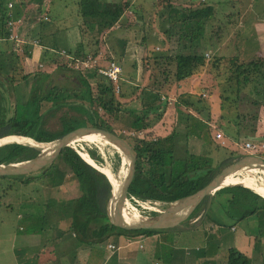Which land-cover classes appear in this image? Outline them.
I'll return each mask as SVG.
<instances>
[{
	"label": "rangeland",
	"instance_id": "1",
	"mask_svg": "<svg viewBox=\"0 0 264 264\" xmlns=\"http://www.w3.org/2000/svg\"><path fill=\"white\" fill-rule=\"evenodd\" d=\"M8 1L5 0L3 3L6 15L15 12L17 9V17L20 18L7 22L12 30V37L16 36V40H13L12 44L9 43L7 46L9 48H5V44L2 46L1 42L3 40L0 39V67L3 68L6 75L3 78L1 75L3 71L0 72V93L4 98V100L0 98V109L3 107L2 113L5 118L13 114L18 92L24 93L25 98L33 94V78L36 76L33 75L34 73L42 75L40 80L44 84L41 85V94L44 93L45 89L55 86L65 89L68 93L75 90L80 91V89H83L80 79L86 78L92 93L95 95L100 88L98 84L106 83L108 80L104 78L105 81L96 74V76H92L93 69L114 58L122 68V75L118 81H109L114 88V102H119L118 112L111 119V115L104 113L102 109L98 108L96 111L104 115L107 125L115 132L123 135L128 142L136 143L137 140L167 135L173 129L178 134L188 132V127H184L187 124L186 121L179 117L181 115L177 113L175 107L176 104H179L180 99L189 98L192 102L191 105L187 108L180 105V111L192 115L191 123L199 122L203 136H206V139L191 135L186 144L179 143L177 145L176 157H180V153H185L188 148L189 153L202 154L211 158L215 167L226 160L235 159L238 154H256L263 157L264 109L245 106V103L249 102L250 99H254L255 96L241 93L238 96L239 100H237L235 92L237 79L231 77L234 66H232L230 60L236 58L238 64H245L253 57H264V0H126L132 6V8L125 9L123 13L125 23L129 24V27L121 32L116 29L119 26L117 22L112 29L100 33L96 27L90 29L85 25V22L83 23L78 13V0H16L17 3H8ZM201 2L213 5L215 12L204 26L201 38L199 37L193 41V49H183V51L204 55L205 65L189 77L188 83L183 84L179 91L175 90V93L169 89L167 90V88L176 85L173 64H169L162 57L157 58L156 61L151 57L165 53L175 55L177 51L182 50L178 42L179 33L173 34L171 39H168L167 34L162 33L161 27L169 26H164L169 16V6H189ZM10 3L11 5H9ZM7 6L13 9L9 10ZM151 11L153 13L149 19L150 25H148L147 20L146 23H143L140 17L147 16V12ZM87 20L92 21V19ZM61 26L68 28L69 33L72 34L69 44L70 51L54 50L51 62L42 55L43 61H41V58L35 61L34 67L37 66V70L26 71V73L25 69L22 68V64L29 55H32L31 47H37L38 39H27L29 37L26 38L25 36L30 34L45 35L50 30ZM1 27L0 35L2 34ZM177 28L178 25H176ZM74 35L75 38L73 39ZM77 35L84 43H90L89 47H85V51L81 56L73 54L76 50ZM158 38L159 42L153 43V39L158 40ZM119 39L128 40L132 44L131 58L128 61H120L119 49L122 48V45H119ZM96 41L99 43H96ZM162 42L165 44H162ZM96 49L98 53H92ZM1 61H4V63ZM6 62L10 63L9 71H7L8 63ZM47 74L51 75L47 76ZM23 75H28L29 81L27 84H25L26 82L20 83ZM130 78L132 79L130 80ZM121 82L125 83L122 84ZM150 92L159 96V99L145 94ZM126 95L128 97L124 99ZM73 97L74 95L67 96L66 99H60L57 103L46 102L44 109H48L44 114L47 117V125L51 129L57 130L60 128V122L53 119L52 116L58 118L60 115H64L63 117L67 119V122L85 119L81 106L80 108L76 107V104H80L82 101L74 100ZM248 108L249 111H247ZM93 109H95V106H93ZM20 111L21 108L18 106L17 112ZM247 112H252L258 117V120H255L257 124H253V115L248 117ZM136 116L142 117L149 124V127L145 130L133 128L131 124ZM240 120H243L242 126ZM253 125L256 132L254 135L252 133L251 136H248L247 134H250L249 130ZM130 127H132V130ZM216 128L221 131L222 137L217 138L215 136ZM192 130L198 131V128ZM202 142L204 145L201 146ZM246 142L255 145V147L253 149L247 148L245 146ZM2 144L6 143L3 142ZM71 147L92 162L93 160L87 153L88 151L100 155L102 164L95 163L100 168L97 169L106 176L109 174L112 177H119L121 182L124 166L121 162L117 168L114 165V160L119 151L110 142L102 139H77L71 143ZM257 149L258 151H254ZM57 164L59 168L57 167L56 173L63 172L66 176L65 182L67 185L65 189H59L58 186L47 182L46 177L42 181L39 177L38 180L28 185L0 177V264H15L16 262L18 251L12 247L13 234L11 235L10 229L16 227L17 211L21 210L20 204H22L24 212L27 211L29 204L30 207L35 209V212L38 206L39 211L37 212L42 214L48 199L51 200V203L52 201H67L76 198L80 194L78 183L73 179L66 165L60 161ZM34 173L36 175L40 174L39 171ZM56 173L55 177L58 176ZM263 175L261 169L246 168L240 169L233 177L244 180L249 179L263 184ZM10 182H13L14 187L7 189L6 187ZM72 191H76V193L69 198L68 194ZM50 209H53L51 213L59 212V208L56 206ZM138 211H143L140 213L141 215L153 216L150 215L153 210L139 207ZM41 214L40 219H37L39 222L36 223L39 226L42 224L40 220L43 216ZM22 218L24 219V216ZM233 223L227 221L224 226L216 227L221 231H217V233L225 237H223L222 243H225L236 233L243 232L244 223L242 221H239V226H235L237 232L230 229L229 225ZM250 231L253 232V235L263 233L259 236V242L263 241L264 244L263 222L257 221L254 229L250 228ZM221 233H224V235ZM253 235H251L252 242L255 238ZM226 238L228 239L226 240ZM108 249L110 248L108 247ZM221 251L224 254L226 253V249L222 248ZM262 260H264V245L259 252L254 253L253 264H261Z\"/></svg>",
	"mask_w": 264,
	"mask_h": 264
},
{
	"label": "trees",
	"instance_id": "2",
	"mask_svg": "<svg viewBox=\"0 0 264 264\" xmlns=\"http://www.w3.org/2000/svg\"><path fill=\"white\" fill-rule=\"evenodd\" d=\"M4 1L5 0H0V26H2L0 39L3 40V42H1L2 46L5 44L6 48H9L7 46L9 43L12 44L13 39L10 38L12 30L9 25H7V22L10 20L13 21L14 19L18 20L20 17H17V9L15 12L6 15L3 9ZM9 2L17 3L16 0H9L8 3ZM128 7L132 8L129 1L126 0H78V13L82 18L83 23L85 22V25L90 29L96 27L99 33L104 32L105 30L107 31L110 28L112 29L117 22L119 23V26L116 29L119 31H123L126 27H129V24H126L123 18L124 10ZM8 9L11 10L13 8ZM214 12L215 7L213 5L205 4L203 2L189 6H169V16L164 25L169 26L161 27L163 30L162 33L167 34L168 39H171V36L176 32L179 33L178 42L180 43L182 50L177 51V54L175 55L165 53L152 56L151 58L156 61L157 58L162 57L166 62H169V64H173L175 84L185 81V79L191 77L200 67L205 65L204 55L186 53L183 49H193V41L199 37L201 38L204 26ZM152 13L153 11L147 12V16L140 17L142 22L146 23L147 20L148 25H150L149 19L152 16ZM87 19H92V21H88ZM176 25H178L177 29ZM30 32H32V30H30ZM36 35L37 34H30L25 37L27 38ZM32 38L35 37L27 39ZM143 40L145 39L143 38ZM157 42H159V38L158 40L153 39V43ZM39 43L46 48L49 47L47 45L49 44L55 46L56 49H59L56 39L47 42V40L41 38V40L38 39V45ZM96 43L99 42L96 41ZM162 44L165 43L162 42ZM47 51L48 50L46 49L44 53ZM84 51V42L80 41V43L76 45V50H74L73 54L75 56H81ZM92 53L97 54L98 50H93ZM28 57H30V55ZM110 60L116 61L114 58L109 59V61ZM230 61L232 66H234V70L231 68V77L237 79V86L235 88L237 100H239L238 96L241 93H244V95H252L255 96V98L250 99L247 103L244 102L245 106H254L256 108L260 107L264 109V57H253L245 64H238L236 58H232ZM6 63L10 66L9 62ZM106 64L107 63L99 66H105ZM97 67L93 69L91 75L93 76L96 74L104 79L105 77L98 74ZM38 75L40 76V74ZM21 77L22 81L20 83L26 82L25 84H27L29 81L28 75H23ZM131 79L132 78H130V80ZM80 83L83 88V90L80 91L75 90L68 93L65 89L55 86L45 89L44 93L41 94V85L39 84V81L36 80L34 82V87H32V95L26 96L25 98L24 93L18 92L14 111L11 116L5 118L2 113L3 107L0 109V138L6 135H21L31 137L38 142H50L78 126L87 124L112 130L107 125L104 115H101L96 111L98 108L102 109L104 113L111 115V119L116 116L119 109V102H114V88L111 82L106 81V83L98 84L100 85V88L95 95L92 93L86 78L80 79ZM121 83L123 84L125 82ZM145 94L154 96V98L159 97L153 92ZM71 95H74V100L82 101L80 104H76V107L80 108L81 106V110L85 114V119L67 122V119L63 117L64 115H60L58 118L52 116L53 119L60 122V128L57 130L51 129L47 125V117H45L44 114L48 109H44L46 102L57 103L60 99H66L67 96L70 97ZM0 98L4 100L1 93ZM248 98L250 97L248 96ZM191 103L192 102L189 98H182L179 100V104H176L175 107L177 113L181 115L179 117L186 121L187 124L185 125V128L188 127V132L178 134V132L172 130L165 136L141 139L137 140L136 143L129 142L136 155V171L128 189L127 199L130 205L135 207L137 211L138 208L141 207L147 210H153V213L150 215L161 213L174 201L193 194L203 188L221 169L224 168V166H227L235 160L247 155L238 154L235 159L226 160L217 167L214 166L211 158L202 154L189 153L187 151L188 148L185 150V153H180V157H176L175 151L177 145L179 143L186 144L191 135L206 139V136H203L199 122L191 123L192 115L185 113L182 110L180 111V105L187 108ZM18 106L21 108L20 112H17ZM93 106H95V109L92 110ZM247 111H249V108ZM251 113L252 112H247V116L249 117V115H253V124H257V121L255 120L258 117L254 113ZM240 125H243V120H240ZM132 127L136 130H144L149 127V124H147L142 117L136 116L132 121ZM196 128H198V131L192 130ZM216 131L220 130L216 128ZM255 132L256 129L253 125L249 130L250 134L247 135L251 136L252 133L254 135ZM40 151L41 149L39 147L25 142L6 143L0 145V164L15 163L29 158L31 159L37 156ZM87 153L94 163L98 165L102 164L100 155H97L93 151H88ZM262 158L264 159V155ZM59 161L66 165L71 172L73 179L77 181L80 194L78 197L67 201H52L51 203V200L48 199L45 203L46 209L48 208L49 212L50 208L56 206L59 208L60 212L63 211L69 213V229L82 244L102 242L114 234L132 237L163 234L166 235L165 238L163 237L164 240L169 238L168 242L163 243L164 245L157 243L156 249H162L165 253L168 250H172L171 246L173 247L175 244L174 234H176L179 228L196 229V226L201 223L204 218L222 227L221 224L224 223L216 218L213 213V208H216L219 204L224 209L225 215L235 222H245L249 217L256 216L260 211L264 210V198L254 190L243 185H230L222 187L205 197L185 221L173 228L123 230L113 225L109 219L108 206L113 192L111 181L104 173L88 163L79 152L71 146L62 149L57 159L47 168L39 171V175L31 173L28 175L3 176V178L11 179L9 181L13 182L19 181L28 185L33 181L35 182V180H38L40 177L41 181L47 178V182L54 184L56 169L59 166L57 163ZM120 162L121 157L119 153H117L114 160L116 168L119 166L118 164ZM13 182H10L6 188L12 189L14 187V184H12ZM222 196L224 197L222 198ZM141 212L143 211H140L139 213ZM195 217H198L199 219L192 222ZM260 234H257L254 241L259 242ZM247 252L248 250H245L244 252L235 247L228 248L226 250L227 256L224 264H252L251 258L248 256ZM261 264H264V260H262Z\"/></svg>",
	"mask_w": 264,
	"mask_h": 264
},
{
	"label": "crops",
	"instance_id": "3",
	"mask_svg": "<svg viewBox=\"0 0 264 264\" xmlns=\"http://www.w3.org/2000/svg\"><path fill=\"white\" fill-rule=\"evenodd\" d=\"M31 37L38 38L39 40L42 38L47 40V42H49V40L53 41L56 39L59 49L70 51L69 44L72 39V34L69 33L68 28L65 26L54 28L45 35L41 34L30 36L29 38ZM74 38L75 35L73 39ZM76 39V45H78L82 40L79 38V35L76 36ZM119 43V45H122V48L119 49L120 61L130 60L132 44L128 40L121 39H119ZM47 45L49 46V49L43 45L41 46L40 43L37 47H31V50L33 51L32 55L27 57L22 64V68L25 69V72H29L31 70L36 71L37 66L34 67L36 63L35 61L40 60V58L41 61H43L44 58L42 59V55H44L46 59L48 58L50 62L52 61V54L55 52L54 50L57 49L55 46L49 44ZM84 45L85 47H89L90 43L88 44L87 42L84 43ZM44 49H47L48 51L44 53ZM1 62L4 63V61ZM7 68V71H9L8 65ZM50 69L52 68L50 67ZM1 71H3V68L0 67V72ZM1 75L4 78L6 76L5 71H3ZM33 75L35 76L38 74L34 73ZM49 75L51 74H47V76ZM41 77L42 75L33 78L34 82L38 80L39 84L41 83L40 85L44 84L40 80ZM188 81L189 78L180 83H176V85L167 88V90L169 89L172 92H175V90L179 91L180 87H182L183 84H187ZM127 97L128 95H126L124 99H127ZM130 128L132 130V127ZM162 136H165V134ZM202 145H204L203 142L201 143V146ZM56 174H58V176L56 175L54 178L53 185L58 186L59 189H65L67 185L65 182L66 176L63 172ZM74 193H76V191H72L68 194L69 198H71ZM78 196L79 195H77V197ZM223 197L224 196H222V198ZM20 205L21 210L17 211L18 214L16 213V227L10 229L11 235L13 234L12 247L18 251L15 264H224L227 254L222 253L221 249L223 248L227 250L230 247H235L244 252L245 250H248L247 254L251 258L253 264L254 253L256 251L259 252L260 248L264 245L263 241L252 242L253 239L251 238V235H253V232L251 233L250 231V228L254 229L257 221L264 223V210L260 211L257 216L254 215L246 219L245 222H243V232L241 231L236 233L232 238H226V240H228L225 243H222L224 236L217 233V231H220L219 228H216L218 225L208 221L206 218H204L201 223L196 226V229L179 228L176 234H174L176 245L174 244L173 247L171 246V251L168 250L164 253L162 249L158 250L159 248L156 249V247L157 243L164 245L163 243L168 242L169 238L164 240L166 235L155 234L144 237H132L114 234L102 242L82 244L76 239L74 233L69 229V213L63 211L51 213V210L53 209H49V214H47L48 208L46 209L45 206L43 213L41 214L40 212H37L39 211L38 206L37 211L35 212V209L30 207V204L27 206V211L24 212L22 204ZM9 207L13 209L11 206ZM4 208H6V206H4ZM213 211L214 216L224 223L221 224L222 226H224L227 221L230 223L234 222L229 226L232 231L237 232L235 226L238 225L239 221L235 222L229 219L225 215L224 209L220 206V204L216 206V208H213ZM40 214L43 218L40 220L42 224L39 226L36 223L38 221L37 219H40ZM22 216H24V219ZM198 219V217H195L192 222H195ZM221 234L224 235V233ZM253 236L256 237L257 234ZM109 244L114 245L115 249H108ZM163 249L166 250L165 248Z\"/></svg>",
	"mask_w": 264,
	"mask_h": 264
},
{
	"label": "water",
	"instance_id": "4",
	"mask_svg": "<svg viewBox=\"0 0 264 264\" xmlns=\"http://www.w3.org/2000/svg\"><path fill=\"white\" fill-rule=\"evenodd\" d=\"M87 135H99L104 140L114 145L120 153L121 163L124 166V174L118 188L112 192L108 206V214L111 223L123 230L173 228L185 221L205 197L222 187L243 185L254 190L251 186L242 182L244 179L233 177L240 169L258 168L264 172V159L259 155L247 154L221 169L203 188L193 194L174 201L157 215L144 216L134 210L127 199L128 189L136 171V155L128 140L114 130L93 125H81L50 142H38L31 137L21 135H6L1 137L0 145L3 142H9L11 137L14 139L18 137V139L21 138V140H23L21 142L40 147L41 151L37 156L31 159L15 163L0 164V177L28 175L44 170L57 159L62 149L71 146V143ZM228 177L241 182L225 184ZM245 181L257 184L249 179ZM254 191L264 198L262 194L256 190ZM125 214L128 216L129 225L123 220Z\"/></svg>",
	"mask_w": 264,
	"mask_h": 264
},
{
	"label": "built area",
	"instance_id": "5",
	"mask_svg": "<svg viewBox=\"0 0 264 264\" xmlns=\"http://www.w3.org/2000/svg\"><path fill=\"white\" fill-rule=\"evenodd\" d=\"M9 5H11V3ZM10 38L13 40H16V36L12 37V33L10 35ZM84 66L87 67L86 64H84ZM97 72H98V74L105 77L106 80L111 81V82H117L118 79L120 78V76L122 75L121 74L122 68L116 61L110 60L107 62V64L105 66L97 67ZM215 136L217 138H220V137H222V134L220 133V131H216ZM245 146L249 149H253L255 147V145H251L248 142L245 143ZM258 149H259V147H258ZM258 149L254 150V151H258ZM132 208H134V210L137 211V209L135 207L132 206ZM108 247L112 250L115 249V246L112 244H109Z\"/></svg>",
	"mask_w": 264,
	"mask_h": 264
},
{
	"label": "bare ground",
	"instance_id": "6",
	"mask_svg": "<svg viewBox=\"0 0 264 264\" xmlns=\"http://www.w3.org/2000/svg\"><path fill=\"white\" fill-rule=\"evenodd\" d=\"M83 139H96V140H99V139H102V140H104L102 137H100L99 135H87V136H83V138H82V140ZM11 141H15V142H21V141H23V140H21V138H19L18 139V137L16 138V139H14V138H10V140H9V142H11ZM108 142V141H107ZM91 153V152H90ZM82 157H83V155H82ZM86 161H88L90 164H92L93 166H95V167H97L98 169H100L94 162H92L91 160H89V159H86L85 157H83ZM30 159V158H29ZM225 167V166H224ZM102 170V169H101ZM104 171V170H103ZM107 172V171H106ZM122 172H123V170H122ZM107 174H108V172H107ZM263 174H264V172H263ZM108 177H109V180L111 181V183H112V186H113V190H115L116 188H118V186H119V184H120V181H119V177H112L111 175L109 176V174H108ZM236 182H241V181H238V180H234L233 178H231V177H228L227 179H226V181H225V184H233V183H236ZM242 182H245L246 184H248L249 186H251L254 190H256L257 192H259L260 194H262L263 196H264V184H254L253 182H250V181H242ZM128 216H127V214H125V218L123 219L124 220V222L126 223V224H128L129 225V219L127 218Z\"/></svg>",
	"mask_w": 264,
	"mask_h": 264
},
{
	"label": "clouds",
	"instance_id": "7",
	"mask_svg": "<svg viewBox=\"0 0 264 264\" xmlns=\"http://www.w3.org/2000/svg\"><path fill=\"white\" fill-rule=\"evenodd\" d=\"M256 155V154H255Z\"/></svg>",
	"mask_w": 264,
	"mask_h": 264
}]
</instances>
